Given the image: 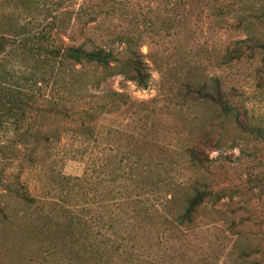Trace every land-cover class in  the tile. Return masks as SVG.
<instances>
[{"label": "trees", "instance_id": "1", "mask_svg": "<svg viewBox=\"0 0 264 264\" xmlns=\"http://www.w3.org/2000/svg\"><path fill=\"white\" fill-rule=\"evenodd\" d=\"M118 1L84 0L69 16L72 30L59 33L74 43L62 40L44 49L29 86H0V135H7L0 158L16 163L18 170L14 179L0 182L20 205L9 211L1 207L2 218L23 238L35 240L55 264H264V246L243 241V219L237 223L216 211L210 223L224 228L223 236L201 221L208 203L213 209L226 197L264 196L257 175L248 177L245 189H216L218 180L231 179L222 177L228 175L227 165L211 157L231 139L261 161L264 123L229 97L222 78L210 80L193 64L197 34L207 27L225 36L215 46V65L264 66V0H156L170 7L165 18L154 10L141 15ZM77 34L85 40L76 43ZM99 39L104 46L95 43ZM6 42L1 36L0 52ZM149 42L172 46V52L145 53ZM114 45L123 47L116 51ZM149 60L162 76L161 105L157 99L132 102L124 84L111 89L109 81L116 76L147 89ZM107 116L119 127L105 131ZM161 122L165 137L177 134L176 154L160 140ZM104 143L110 153L101 148ZM58 145L65 151L60 166L68 159L84 162L82 176L52 169ZM184 164L192 172L177 182ZM37 168L45 181L35 195L21 178ZM91 205L116 208L109 215L98 208L91 214ZM103 220L112 232L103 231Z\"/></svg>", "mask_w": 264, "mask_h": 264}, {"label": "rangeland", "instance_id": "2", "mask_svg": "<svg viewBox=\"0 0 264 264\" xmlns=\"http://www.w3.org/2000/svg\"><path fill=\"white\" fill-rule=\"evenodd\" d=\"M57 1H62V3L58 5ZM83 2L84 0H0V37H7L6 47L0 52V86L25 87L26 83L29 86V80H31L34 71H36L35 59L44 56V49L49 47L50 44L62 43V40L66 44L74 43L70 38L59 33L60 31L64 33L66 28L67 30H72L73 20L69 16H72L74 10H78ZM118 2L127 4L129 7L133 6L141 15L152 13L151 10H154L159 18L167 17L168 9L170 8L165 3L163 4L156 0H119ZM115 22L117 23L118 20H115ZM11 27L18 30V32L15 34L13 31V33ZM210 29L207 27L204 30L198 29L201 31L197 34L198 41L195 46L197 55L194 56L197 64L193 62L194 66H196L198 72L204 73L210 80L214 76L222 78L229 97L235 102H240L246 108L250 118L264 123V66L259 62L252 63L248 61L234 62L233 64L226 63L222 66L215 65L217 61L215 54L219 53L214 50L215 46L224 41L225 36H215ZM77 36L79 39L75 41L76 43H81L85 40L82 35L77 34ZM95 43L99 46H104L103 44H105L100 39ZM113 47L116 51H120L123 45H114ZM172 49V46L168 47V45L163 47L155 46L153 42H149L143 47L145 53L153 51L158 56L170 55ZM149 61L152 80L147 89L137 88L131 82H127L122 76L110 79L109 86L111 89L119 90L124 84L130 94H132V102L140 104L143 101L147 102L157 99V102L161 105L163 103L161 102L163 99L162 76L156 63ZM192 68L195 69L194 67ZM43 97L41 96V99ZM162 115L165 116V114ZM172 118L162 117V121L168 120L170 122ZM117 123H119L117 119L107 116L103 121V129L105 131H108V129L114 130L119 127ZM161 123L158 125L162 136L160 140L169 149L172 148V152L176 154L175 149L177 147L174 141H176L175 137H177V134L168 133L165 137V124L164 122ZM182 123L180 122L179 124L181 128L184 127ZM130 128L132 127L130 126ZM6 139L7 135H0V142ZM100 146L104 151L107 150L110 153L109 145L104 143ZM242 150H244V145L241 142L230 139L218 151L211 153V157H219V161L227 165L228 175L222 177L231 179L218 180L219 184H214L216 189L226 187L228 191H232L234 190V185H238L240 190L245 189L244 184L248 177L257 175L260 180L259 187L264 190V150L259 153L261 157L259 162L252 160L253 156L243 153ZM64 152L61 145L56 146L52 152L51 162H55V166L52 169L54 171L61 170L67 176H82L86 166L84 162L68 159L63 167L60 166ZM114 152L112 150L111 153L115 154ZM16 166V163L10 165L7 159L0 158V179L2 180L3 178L4 183L8 182L10 178L14 179V175L18 173ZM191 172L192 169L189 165L184 164L176 173L177 182L182 183L185 181L186 175L189 176ZM214 172L219 173V175L224 174L222 170H214ZM26 173L27 175H23L21 181L31 183V192L33 194L41 193V184L45 181L43 170L37 168ZM219 178L220 176L217 179ZM235 189H237V186ZM257 195V193L248 192L244 197L237 195L234 198L226 197L213 208L214 210L211 203H208L209 210L203 212L201 216L203 217L201 219L202 224L207 225L209 223L208 225L217 228L219 231L224 229L219 225L210 223L209 217H216V211L222 213L221 215L230 217V219H235L237 223L243 219L242 225H240L243 231V241L247 244L264 246V196L258 199ZM116 205L107 207L91 205L89 212L94 214L96 208H98V212H104V214L109 215L111 210L116 208ZM3 206L9 211L20 205L11 195L6 194L5 187L0 182V208ZM99 223L105 226L102 228L103 231L107 229L112 232L113 229L107 222L103 220ZM218 235L223 236V233L220 231ZM49 259L44 258L35 240L23 238L15 228H11L6 224L0 213V264H55V261ZM219 264L226 263L220 262Z\"/></svg>", "mask_w": 264, "mask_h": 264}]
</instances>
